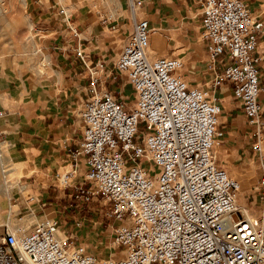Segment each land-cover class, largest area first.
<instances>
[{"label": "built area", "instance_id": "built-area-1", "mask_svg": "<svg viewBox=\"0 0 264 264\" xmlns=\"http://www.w3.org/2000/svg\"><path fill=\"white\" fill-rule=\"evenodd\" d=\"M196 1L212 75L207 88L186 81L180 57H148L149 23L136 17L141 0H127L132 30L111 67L90 59L81 42L75 47L91 95L80 109L81 138L66 151L69 168L55 175L73 188L71 207L83 210L97 199L121 257L98 258L43 216L30 229L10 218L2 225L0 264H264V173L242 210L240 184L214 153L221 113L214 91L229 84L264 168V20L243 0ZM59 13L69 21L66 7ZM99 17L111 20L100 10ZM121 76L132 88L130 103L106 87ZM80 167L83 182L76 181Z\"/></svg>", "mask_w": 264, "mask_h": 264}, {"label": "rangeland", "instance_id": "rangeland-1", "mask_svg": "<svg viewBox=\"0 0 264 264\" xmlns=\"http://www.w3.org/2000/svg\"><path fill=\"white\" fill-rule=\"evenodd\" d=\"M44 1L49 5V13L57 12L59 6L56 3L61 5L59 8L67 6L66 11L69 13L78 8L86 10L93 2H99ZM115 1L121 3L118 19L122 18V14L123 17L129 16L127 0ZM263 1H249L251 9L259 17H264V3L261 6ZM141 2L137 15L148 19L155 32L154 38L150 37L148 57H180L185 63L180 71L183 77L197 79L195 83L200 86L209 85L210 73L203 70L206 54L199 36L195 3L192 0ZM110 3L111 0L108 4ZM98 6L99 4L97 7L94 5L93 9L97 10ZM31 8V0H0V109L20 111L17 117L7 120L0 118V233L3 230L2 225L9 221V218L12 223H19L30 229L42 216H47L57 220L61 235L71 237L75 243L82 244L98 258L121 257V248L114 243L108 221L99 215L97 199L83 210L71 207L72 202L68 194L72 193L73 188H64L55 175L56 171L62 173L69 168L67 160L57 165L58 158H54L51 165L57 163L56 167H49L53 169L51 173L45 170V164L50 158L40 151L41 147L45 146L41 144V134L47 133L53 113L65 107L60 113L67 117V120H64L70 125L69 136L74 138L79 134L81 127V105L91 93L85 92L86 86L80 88L79 84H73L76 79L71 81L69 66L64 63L62 66L65 67L62 68L56 50L50 43L51 31H46L43 23L37 24V19L31 15ZM50 19L52 26L55 19ZM114 35L117 37L116 33ZM155 39L158 43H155ZM83 44L91 51L103 47H96L94 42L90 41H83ZM120 47L121 45H118L117 49L114 45L104 47V58L116 60L121 51ZM262 49L264 50V45ZM45 57H49V64ZM73 61L79 64L75 58H68L66 62ZM262 76L264 79V70ZM119 83L123 84L124 96L130 103L133 98L130 85L122 79H118L117 85ZM106 87H109L107 83ZM214 93L216 94V91ZM46 112L51 116H45L43 121L42 117ZM223 117H219V121H224ZM23 122L38 123L35 128L39 130V135L35 134L31 140L30 146L33 148L26 146L25 151L21 152L17 145V130ZM221 126L217 130L218 133L223 131ZM215 147L216 164L239 182L238 202L248 205V194L263 170L258 157L249 150L242 151L238 142L232 141L229 146ZM2 168L5 173H2ZM84 179V169L80 167L76 181L83 182ZM22 185L26 187L21 188Z\"/></svg>", "mask_w": 264, "mask_h": 264}, {"label": "crops", "instance_id": "crops-1", "mask_svg": "<svg viewBox=\"0 0 264 264\" xmlns=\"http://www.w3.org/2000/svg\"><path fill=\"white\" fill-rule=\"evenodd\" d=\"M192 1L195 3L196 10L198 13L199 36H200V32H201L200 10L196 4V0H192ZM249 1L250 0H243V2L249 7V9H251L249 5ZM108 2L109 0H99V2L98 1L93 2L91 7H89L86 10H82L78 8L72 12H69V21H65L62 15H60L59 13V9H60L59 7H61L59 3H56V5L59 6L57 8V12L49 13L48 11L49 5H47V3H45L44 0H31V3H32V8L30 9L31 15L37 19V24L43 23L44 29L46 31H51L52 35H51L50 43L52 44V47L56 50V56L58 60L61 61L60 65L62 66L64 65V63H66V66H69L68 70L70 72L71 81L73 79H76L73 84L74 85L79 84L80 88H84V86H86L85 87L86 93L88 92L90 93L89 88H88L89 78H88V73L85 67L75 55V47L77 43L81 42L82 47L84 48V52L90 57V59H92L93 61L102 59L106 62L108 67H111L112 63L115 60L105 59L103 56L102 50L104 49V47L106 48L109 45H114L115 49L118 48V45H121L120 48L122 51V48L126 42V39L132 30L131 11H130L129 16L127 15L123 17V14H122V18L118 19V16L120 15V11H121V3L120 2L116 3L115 0H111L110 4H108ZM263 3L264 1L261 2V6ZM98 4H99L98 9L94 10L93 9L94 5L97 7ZM63 7H67V6H63ZM99 10L103 14H107L111 16V20L108 23L103 24L100 22ZM48 15H50V17ZM136 17L139 19H145L148 21L149 27L151 30L150 36H149V41H150V37L153 36L154 38V34H155V32L152 30L150 21L146 18L138 17L137 10H136ZM50 18L55 19L53 21L52 26L50 25V21H52V19ZM260 18L264 20L263 16H261ZM111 25H115L116 26L115 29H111ZM72 27L76 28L78 35H79V39L73 35L71 31ZM115 33L117 37H115L114 35ZM83 34L84 36H82ZM56 35H58V37H55ZM82 40L94 42L96 47L97 45L98 46L102 45L103 47L99 48V50L96 49V51H91V49H89L83 44ZM200 40L204 46L201 36H200ZM263 45H264V40L261 41L259 44L258 53L261 57V62L259 66L260 83L264 87V79L262 76V71L264 70V50L262 49ZM204 50H205V46H204ZM205 54H206V50H205ZM159 57H177V56L171 55V56H159ZM68 58H72V59L75 58L76 60H78L79 64H76L74 61L71 63L66 62ZM206 61H207V54L203 62L204 71H206L205 69ZM184 65L185 63L183 61V67ZM64 67L65 66H62L63 69ZM118 79H122L123 81H125L123 76L119 77ZM118 79L115 82L107 83L109 85L108 89L111 92L115 93L117 96L122 95V97L126 98L124 96L123 84L119 83L117 85ZM185 79L189 84L193 83V84H190L192 86H198L200 88L208 87V84H206L205 86L197 85L195 83L197 79L195 80L192 77H188V79L187 78ZM211 79H212V75L210 74L209 81ZM214 95L217 97L218 104L221 107V113L219 117L222 118V116H224L223 117L224 121L222 122L219 121L217 130L222 125L221 127L223 128V131L220 133L217 132L215 146L219 145L221 147H225L227 145L229 146L232 141L234 143L238 142L240 148L243 149L242 151L245 152L246 150H249L251 153H253L254 156L258 157V155L252 150V144L254 142V139L251 136V129L246 124V118L242 112L240 103L237 100H235L232 96V89L230 85L229 84L223 85L221 88L216 90V94L214 93ZM82 99H84V97ZM260 103H261L262 115L264 117V94L260 98ZM64 109L65 107H61L59 109V112L57 111L53 113L52 115L53 120L48 125L47 133L41 134L43 137L41 144H44L45 146H42L40 151L43 152V154L46 157L50 158L49 161L45 164L46 172L51 173L53 171L52 168L49 169L50 166L54 168L56 167L55 164L57 163L51 165V161H53L54 158H58L57 165H60L62 162H65L67 149L76 145L77 142L81 138V131H82L81 120H80L81 127H80L79 134L76 135L74 138L69 136L70 135V127H69L70 125H68L65 121L67 120V117L60 113V111ZM0 110H3L6 113V115L3 117L4 120L10 119L14 116L17 117L20 115V111H14L10 109H0ZM232 115H234V117H232ZM43 116L44 117H42V120L44 121L45 116L50 117L51 114L46 112ZM35 126H38V123L23 122L19 125V128L17 130V145L21 149V152L25 151L26 146L29 148H33L32 146H30L31 140L33 139L35 134L36 136L39 135L38 134L39 130H37ZM0 128H1V124H0ZM1 133L3 134L4 132L1 131ZM263 138H264V134H263ZM263 145H264V141H263ZM215 148H214V153H215ZM258 160H260L259 157H258ZM262 173H264V168L262 170ZM5 188H7V186Z\"/></svg>", "mask_w": 264, "mask_h": 264}, {"label": "bare ground", "instance_id": "bare-ground-1", "mask_svg": "<svg viewBox=\"0 0 264 264\" xmlns=\"http://www.w3.org/2000/svg\"><path fill=\"white\" fill-rule=\"evenodd\" d=\"M157 41H158V40L155 39V43H156ZM157 43H158V42H157ZM153 46H156V45H153ZM45 59H46V62L49 64V62H50V61H49V57H45ZM1 171H2V173H5V172H4L5 170H3V168H2ZM6 184H7V183H6ZM16 187H17V186H16ZM239 206L241 207L242 210H243V208H245V205H244L242 202H239Z\"/></svg>", "mask_w": 264, "mask_h": 264}]
</instances>
